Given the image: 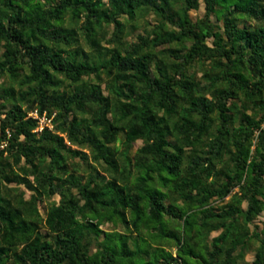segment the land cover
Masks as SVG:
<instances>
[{
    "label": "trees",
    "instance_id": "1",
    "mask_svg": "<svg viewBox=\"0 0 264 264\" xmlns=\"http://www.w3.org/2000/svg\"><path fill=\"white\" fill-rule=\"evenodd\" d=\"M202 1L0 0V264H264V0Z\"/></svg>",
    "mask_w": 264,
    "mask_h": 264
},
{
    "label": "rangeland",
    "instance_id": "2",
    "mask_svg": "<svg viewBox=\"0 0 264 264\" xmlns=\"http://www.w3.org/2000/svg\"><path fill=\"white\" fill-rule=\"evenodd\" d=\"M200 1V5H199V9L196 10V11H192L190 13V16L192 18L193 21H196L200 18H202L204 16V13H205V6H204V3L202 0H199ZM84 21V18H81L80 21L78 22V24L74 27L76 33H77V36H78V39L80 40V44H82L84 50L86 52L89 51V47L86 45V43L84 42V39H83V36H82V31H81V25ZM213 21L215 22V24H217L218 26L221 27V22L217 21L215 18H213ZM70 24V20L68 17H66L65 19V26H69ZM155 25V22L154 20L152 19V17H146V18H143V19H140L139 22L132 28H129L128 29L126 28L127 31L131 32V34H129V36L126 37V40L129 41V42H132L134 41L135 37L139 34H144L145 32H151L152 31V28L153 26ZM113 25L109 26V27H106L105 28V31H107V35L105 37V40L101 42V45L102 47H106V48H111L112 45L111 44H107V40L110 39L112 33H113ZM209 46L212 44V40H209L208 43H207ZM198 77L201 76V73H198L197 74ZM1 83H4L6 86H9L10 85V80L6 77L4 78V80L1 81ZM13 88L15 90H17V86L16 85H13ZM101 88L103 90V93L106 95L107 94V91L105 89V84H102L101 85ZM62 89V88H61ZM63 89H66V87H64ZM248 113H251V112H248ZM53 129V128H52ZM116 146H120L119 143L116 144ZM142 146V142L141 141H137L134 146H133V150L131 152V157H133L135 151L137 149H139L140 147ZM73 149H75V147H72ZM83 152H85L88 156H89V164L92 165L93 167H95V169L97 170V172H99L101 175H104L106 176L107 178H110L111 176L107 173L104 172V167H105V164L102 162L100 165L99 164H96L93 162V159L91 157V153L89 150H83ZM69 170L71 173H75L76 175H79V176H82L84 177L86 180V177L88 176L89 172L92 170V166H89V164H86L85 162H83L82 160H80L79 158L77 159H74V160H69ZM15 186V185H13ZM24 188H22L21 190H23ZM30 197V192H25V198L28 199ZM54 200L56 202L59 201V197L56 196L54 198ZM228 200V198L226 199ZM221 203H215V205H220ZM46 207H47V203L45 202L44 204H41L40 207H39V210H40V215L42 217H44V214H45V211H46ZM247 207V204L244 203L242 205V208L243 209H246ZM248 228H249V231L250 233H254V232H257V233H262L263 229H264V213H262L258 218H256L253 223L249 224L248 225ZM100 229L104 230V231H108L110 229H112V226L110 224L108 225H105V226H102L100 227ZM117 230L121 231L122 228L119 226L117 227ZM42 233H45V230H42ZM217 235V233H213L212 236H215ZM175 252V250H173V253ZM254 258V252H251L249 253L247 256H246V261L248 262H251Z\"/></svg>",
    "mask_w": 264,
    "mask_h": 264
},
{
    "label": "built area",
    "instance_id": "3",
    "mask_svg": "<svg viewBox=\"0 0 264 264\" xmlns=\"http://www.w3.org/2000/svg\"><path fill=\"white\" fill-rule=\"evenodd\" d=\"M27 117L38 121V126H37V129L35 130V132L40 133L45 128H47L48 130H52V127H53L52 123H51V119L52 118L48 119L47 116H46V113H43L42 116H39L38 112L35 111V112H32V113H29ZM173 257L176 259V261L172 262L170 264H183L182 260L178 259L176 257L175 252L173 253Z\"/></svg>",
    "mask_w": 264,
    "mask_h": 264
}]
</instances>
